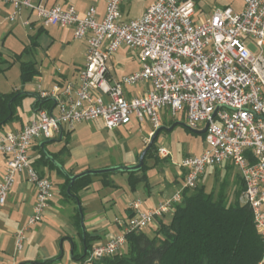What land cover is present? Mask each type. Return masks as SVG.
<instances>
[{"label": "built area", "instance_id": "built-area-1", "mask_svg": "<svg viewBox=\"0 0 264 264\" xmlns=\"http://www.w3.org/2000/svg\"><path fill=\"white\" fill-rule=\"evenodd\" d=\"M0 1L11 7L7 16L11 22L28 10L44 26H70L74 39L86 41L84 62L75 79L54 82L50 88L37 85L38 98L53 100L55 111L38 109L19 130L0 132V154L6 158L0 208L20 172H25L36 192L27 227L39 222L49 206L53 182L31 164L34 139H50L95 119L107 129L148 121L152 133L163 118L175 119L179 114L191 129L206 125L204 149L178 163L181 187L149 209H141L139 199L129 202L132 214L123 230L92 243L77 264H94L121 252L127 232L141 231L170 212L181 201L183 189L194 188L208 167L225 162L238 169L243 181L239 201L251 210L263 244L257 264H264V0H242L239 11L216 8L205 17L196 13L195 0H153L140 17L127 20L120 12L126 0H104L101 19L94 4L80 14L72 4ZM121 46L137 51L140 67L115 78L109 62ZM145 83L143 90L127 94L126 88ZM169 154L165 146L158 148L160 157ZM24 230L15 234L17 251L23 248Z\"/></svg>", "mask_w": 264, "mask_h": 264}, {"label": "crops", "instance_id": "crops-1", "mask_svg": "<svg viewBox=\"0 0 264 264\" xmlns=\"http://www.w3.org/2000/svg\"><path fill=\"white\" fill-rule=\"evenodd\" d=\"M32 1L35 3L41 2L47 6L59 4L64 7L72 4L80 14H82L89 5L94 4L96 6V15L98 19L103 17L105 6L104 0ZM132 1L133 0H126L120 5L122 18L125 20L140 17L145 8L153 0H145L143 9L134 17L129 16V5ZM218 2L216 3L218 5H212V3H209L213 9H211L209 13H203L202 4L199 0H195L196 13H198L200 17H205L210 15V13L216 8L231 7L235 11H239L243 8L242 0H219ZM10 11L11 7L9 4L0 1V76H6L7 70H9L8 68L11 64L9 60L17 62L18 65L20 61H32L36 64L38 69V74L34 78L38 79L34 88L31 89L14 87L13 85L9 86L6 83L1 84L0 82V93L22 91L26 94L19 101H15L13 105V117L0 127V132L19 130L30 120L35 118L38 110V106L35 105L37 100V85L40 84L44 88H50L54 82L62 83L64 81L75 79L78 69L83 65L84 54L86 51V41L75 40L72 34V27H62L58 25L44 26L41 21L31 15L28 10H23L21 15L11 22L7 19ZM26 19L29 21L28 24H24V20ZM43 37H47V40L44 41ZM20 38H24L25 41H22V48L20 51H16L14 49V41L17 39L20 40ZM7 41H10L11 45H14L12 47L13 49L4 48V44ZM56 45L64 50L65 55L58 56L55 53H51V50H53ZM20 53L22 54L19 55ZM112 60L113 57H111L109 62V65L111 66V73L115 78H118L123 74L119 76L114 75L115 68ZM137 64V68L132 71H135L140 67L139 60H137ZM145 87L146 83L126 88V92L128 95H132L140 90H143ZM135 88L137 89L134 90ZM47 109L55 111L54 101L53 105L50 108L47 107ZM164 120H166V117L163 118V121ZM163 121L162 125L164 123ZM151 131L152 128L148 132L149 135L151 134ZM65 133L67 132H59L56 136L50 139H34L29 151L32 166L34 160L39 159L43 152H57L60 149L58 146L64 140ZM69 137L70 133L68 135V140ZM201 138L202 147L196 155L204 149V136L201 135ZM148 139V136H146V139L143 141V147L147 143ZM48 142L50 144H48ZM167 157L169 158L170 154ZM168 158L165 160L167 162L163 163L164 166L160 168L161 170L155 169L157 163L148 169V187H145L143 183H139L135 190H130L127 184V175L126 186L119 185L114 180L112 181L115 186H104L102 184L101 176L96 175L98 176L97 179L99 180V187L94 189V193H96L94 198L90 196V193H87V191H91L93 181L90 185L79 191V193L82 191L87 193L86 198L82 200V205L80 202L82 207V216L84 215L83 226L81 227L77 223V213H71L68 215V218H66L65 223L60 221L61 224L57 223L56 228H49V226H51V220L58 212L55 210L56 206L52 205V198L43 216V218L48 220L49 223H44V221L41 220L39 224L27 227V220L33 213V206L36 201V192L34 185L27 180L25 172L18 173L15 176L11 189L9 190L5 205L0 208V264H77L78 260L74 256H79L81 253L86 251L83 240V233L85 231L90 236H95L90 241V245L92 243L104 242L123 230L124 222L132 212V210L128 207L129 202L139 199L141 201V209H149L181 187L183 175L178 167L179 161H168ZM61 159L64 161V155L57 156V160L59 162ZM161 161L163 160L160 157L159 162ZM5 162V156L0 154V179L5 172ZM136 162L137 159L133 158L132 160L124 161L122 164L132 165ZM153 163L154 160L150 164ZM58 166L59 165H55V168L53 169H49L44 166L39 168V170L51 179V174H54L56 180L54 181L52 179L53 184L57 187L59 194L62 195L61 179L63 180L66 176L65 173L76 174L86 169L107 168L115 165H111L106 162L96 167H82L81 169L73 168L69 171L65 170L64 167L58 168ZM233 166L234 165L231 163L225 162L221 166L208 167L200 179V184L204 186L206 192H209L213 188L216 177L225 179L229 170H231ZM160 173L161 175L162 173L164 175L160 176ZM239 175V171H236L233 179V183L236 188L240 186V180L238 179ZM106 188L112 190L119 189L117 191H120V193L117 194V196H114V192H105L104 194H100V191H104ZM117 200H120V205H117ZM168 213H170L171 218V212H166L152 221L148 225L147 229L149 230L150 228H155L158 225L159 220L169 222L170 218L168 221L166 220ZM60 225H64V228ZM22 228H25L24 245L21 250L17 251L15 249V234ZM48 260H50V262L43 263ZM94 264L108 263L105 259H100Z\"/></svg>", "mask_w": 264, "mask_h": 264}, {"label": "trees", "instance_id": "trees-1", "mask_svg": "<svg viewBox=\"0 0 264 264\" xmlns=\"http://www.w3.org/2000/svg\"><path fill=\"white\" fill-rule=\"evenodd\" d=\"M19 71L23 84L30 82L38 74L36 64L32 61H20ZM25 95L22 91L0 93V127L13 117L15 101H19ZM35 105L38 109L50 108L53 100L37 98ZM173 120L166 121L163 126L172 124L175 126L176 122ZM69 133L70 131L64 134L65 144L57 152H43L39 159L34 160L33 167L39 175L45 176L39 168L46 166L53 169L55 165H62L63 159L59 162L57 156L64 155ZM201 135L204 136V133ZM157 136L146 151L140 168L112 171L126 173L130 190H135L139 183H143L145 187L149 186L147 171L159 162L156 154ZM148 159H153L154 163L148 164ZM71 175L73 174L67 173L64 177L61 193L71 197L75 202L80 201L79 191L91 184L94 175L101 176L104 186H115L108 172L83 174L69 185ZM238 179L240 186L236 188L231 200L227 198V180L224 178L218 181L216 177L217 189L213 187L209 192L205 191L200 182L192 189H183L181 201L176 203L170 211L169 222L159 220L158 225L150 228L149 232L144 229L127 232L123 250L102 259H105L108 264H257L262 254L263 244L255 230L250 208L239 201L243 181L240 175ZM79 209L82 214L80 202ZM79 209L76 219L81 227ZM94 237L86 231L83 233L86 251L79 256H74L78 261L85 256L90 247V241ZM46 262L50 260L43 263Z\"/></svg>", "mask_w": 264, "mask_h": 264}, {"label": "rangeland", "instance_id": "rangeland-1", "mask_svg": "<svg viewBox=\"0 0 264 264\" xmlns=\"http://www.w3.org/2000/svg\"><path fill=\"white\" fill-rule=\"evenodd\" d=\"M145 0H133L130 7L129 16L134 17L141 12L143 9ZM202 4V12L209 13L212 5L216 4L219 0H199ZM219 3V2H218ZM43 40H47V37H43ZM78 40V39H75ZM22 41L24 42V38H20V40L14 41L15 43V50L20 51L22 48ZM248 47L253 53L257 52V48L250 42H247ZM14 45H11L10 41H7L4 44L5 49H13ZM51 53H55L56 55H65L63 49H61L58 45H56ZM113 66H114V75L119 76L121 74L130 73V71L137 68V51L134 49H130L126 46H121L116 52L113 53ZM10 61V67L7 70L6 76H0L1 84L6 83L9 86L13 85L14 87L19 88H26L31 89L34 88L35 83L38 78H34L30 82L21 83L20 80V71L19 65L17 62ZM48 83V82H47ZM135 88L134 90H136ZM168 122V118L163 122ZM176 122V125L170 129H162L156 139V148H157V156L158 155V148L159 145H164L170 151V157L168 161L178 162L182 157L185 155H196L200 148L202 147V138L201 135L192 132L189 128L186 127L184 116L177 115L176 118L173 120ZM151 130V125L148 121H144L139 125L134 120L129 124L120 125L116 129L108 130L106 129L102 121L100 119L90 120V121H83L75 126V128L70 132V137L68 143L66 144L65 152H64V161L61 167H64L65 170L69 171L74 169H81L82 167H96L101 165L102 163H110L111 165L121 166L125 165L122 164L124 161L132 160L133 158L137 159V154L139 155L142 151L143 141L148 138L150 135L148 132ZM149 140V139H148ZM148 142V141H147ZM48 144H50L48 142ZM65 141L63 140L58 148L63 147ZM165 159L166 157H161ZM153 162L152 159H148L147 163L150 164ZM165 160L161 162H157L155 169L161 170L162 166H164ZM99 169V168H93ZM236 171L238 169L233 166L231 170H229L226 180H227V198L231 200L233 198L234 192L236 187L233 183V179L235 176ZM109 178L114 180L116 183L122 186H126V174L120 172H108ZM164 174L160 173V176ZM52 179L55 181L56 177L54 174H51ZM98 176L94 175L93 182L91 185V191H87L90 193L91 197L94 198L95 194L94 189L99 187V180L97 179ZM51 179V178H50ZM51 179V180H52ZM52 180V182H53ZM64 180V178H63ZM61 179V181L63 182ZM222 180L218 178V181ZM218 181H214L213 187L217 189ZM121 186V187H122ZM234 187V188H233ZM205 189V188H204ZM117 190L119 189H104L100 191V194H104L105 192H114V196L120 193ZM96 192V191H95ZM85 191L79 193V199L82 205V200H84L87 196ZM91 198V199H92ZM52 205L56 206L55 217L51 220L49 228H56L57 223L61 224V222H66V218L71 213H77L79 209L78 202H75L71 197H66L64 195H60L57 187L53 184V195H52ZM117 205H120V200H117ZM84 213V211H83ZM44 216V215H43ZM84 216V215H83ZM170 218V213L167 214L166 220L168 221ZM44 223H49L48 220L45 218H41ZM40 220V221H41ZM37 222L36 224L40 223ZM61 221V222H60ZM34 224V225H36ZM32 225V226H34ZM31 226V227H32ZM64 228V225H60ZM148 226L144 229L149 232L147 229ZM66 229V226H65Z\"/></svg>", "mask_w": 264, "mask_h": 264}, {"label": "water", "instance_id": "water-1", "mask_svg": "<svg viewBox=\"0 0 264 264\" xmlns=\"http://www.w3.org/2000/svg\"><path fill=\"white\" fill-rule=\"evenodd\" d=\"M36 97L38 98V95L36 94ZM174 126V124H172L171 126H159L158 128H156L151 134H150V137H149V140L148 142L146 143V145L144 146V148L142 149L140 155H139V158H138V162L135 163V164H132V165H121V166H113V167H107V168H99V169H87V170H83L79 173H76V174H73L71 176H69L70 178V184L71 185L73 183V181L79 177L80 175H83V174H100V173H105V172H112V171H116V170H128V169H137V168H140L143 164V159H144V156L146 154V151L151 147L154 139L156 138V136L158 135L159 131L162 130V129H166V130H170L172 127ZM187 128H189L192 132L196 133V134H202L205 132L206 130V125L201 128V129H191L190 127H188L186 125ZM61 168V166H60ZM67 175V173H65ZM78 202V201H77ZM79 204V202H78ZM79 212H80V224L81 226H83V216L81 214V211L79 209ZM82 230L84 232V229L82 227Z\"/></svg>", "mask_w": 264, "mask_h": 264}]
</instances>
